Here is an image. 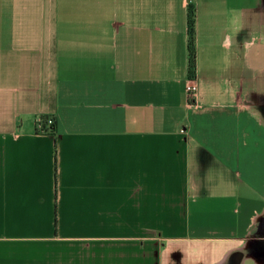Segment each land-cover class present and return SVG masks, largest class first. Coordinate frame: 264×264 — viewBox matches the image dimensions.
<instances>
[{"label":"crops","instance_id":"crops-1","mask_svg":"<svg viewBox=\"0 0 264 264\" xmlns=\"http://www.w3.org/2000/svg\"><path fill=\"white\" fill-rule=\"evenodd\" d=\"M262 216L264 0H0V264H264Z\"/></svg>","mask_w":264,"mask_h":264},{"label":"trees","instance_id":"trees-1","mask_svg":"<svg viewBox=\"0 0 264 264\" xmlns=\"http://www.w3.org/2000/svg\"><path fill=\"white\" fill-rule=\"evenodd\" d=\"M187 36H188V43H187V51H188V68H187V75L189 79H194L195 77V46H194V39H195V8L192 4L188 5L187 9ZM53 120V119H52ZM43 131H46L47 126V119H44L42 122ZM54 127V120L53 124L48 127ZM42 131V132H43Z\"/></svg>","mask_w":264,"mask_h":264},{"label":"rangeland","instance_id":"rangeland-1","mask_svg":"<svg viewBox=\"0 0 264 264\" xmlns=\"http://www.w3.org/2000/svg\"><path fill=\"white\" fill-rule=\"evenodd\" d=\"M264 217H259L251 229V233L247 238L246 250L244 256L264 252V234L260 233L261 222ZM243 253V252H241ZM242 255V254H240ZM258 256V254H257ZM261 256V255H260ZM241 257V256H240ZM253 260V259H251ZM248 260L245 264H255L254 261Z\"/></svg>","mask_w":264,"mask_h":264},{"label":"built area","instance_id":"built-area-1","mask_svg":"<svg viewBox=\"0 0 264 264\" xmlns=\"http://www.w3.org/2000/svg\"><path fill=\"white\" fill-rule=\"evenodd\" d=\"M185 91H186L187 97L190 99L192 94H193V92L195 91V86H194V83H193V79H191L188 82V84L185 87ZM42 122H43V120H38L37 123H36L37 129L40 130V131H43ZM52 124H53V120L52 119H47V126L49 127Z\"/></svg>","mask_w":264,"mask_h":264}]
</instances>
